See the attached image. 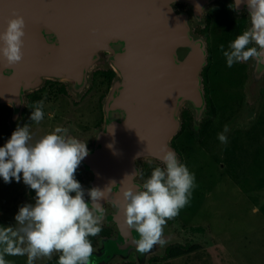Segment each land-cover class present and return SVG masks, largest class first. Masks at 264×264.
<instances>
[{
  "label": "water",
  "instance_id": "water-1",
  "mask_svg": "<svg viewBox=\"0 0 264 264\" xmlns=\"http://www.w3.org/2000/svg\"><path fill=\"white\" fill-rule=\"evenodd\" d=\"M213 1L0 0V32L14 14L26 25L22 61L9 65L0 57V106L11 109V121L20 117L25 94L45 80H65L74 90L84 88L90 68L103 52L119 77L103 106V128L80 164L91 175L88 189L103 190L114 182L100 204L114 207L115 213L107 214L105 221L115 222L118 233L93 251L91 264L147 253L137 250L138 233L125 222L122 193L142 185L130 175L139 171L137 160L163 164L162 150L174 151L170 141L181 125V106L189 104L195 115L205 109L200 77L204 43L192 40L188 15L172 5H188L197 18ZM239 11L248 15L246 2ZM258 67L262 70L264 64Z\"/></svg>",
  "mask_w": 264,
  "mask_h": 264
},
{
  "label": "rangeland",
  "instance_id": "rangeland-1",
  "mask_svg": "<svg viewBox=\"0 0 264 264\" xmlns=\"http://www.w3.org/2000/svg\"><path fill=\"white\" fill-rule=\"evenodd\" d=\"M220 1L214 0L197 18L184 3H176L172 8L188 15L191 38L193 41L201 40L204 43L206 56L207 47L211 48L213 60L208 70L209 82H206V89L216 108V116L209 136H218L229 123V130L232 132L230 136L226 134L232 138V142L230 139L227 148L220 140L211 144L207 139L204 143V140L196 139L191 132L183 133L175 139L180 154L171 146L172 149L195 176V187L192 189L189 203L174 219L167 221L163 229V245H155L143 256L131 253L126 259L128 262L184 264L181 259L164 260L165 248L174 244L191 246L199 243L202 250L189 255L188 264H264V69L261 70L255 65L254 58L228 67L219 46L223 44L224 50H228L232 41L217 26L211 25L206 39L203 29L206 13ZM227 1L233 3V0ZM108 55L106 52L100 54L99 60L90 68L87 82L81 90H74L69 81L51 80L53 84L51 88L46 89L42 98L44 119L40 123L29 122L33 142L51 133L56 127H62L67 130L66 135L86 143L87 147L92 146L93 140L104 125L103 106L106 98L112 86L119 80L115 74L106 90L101 80L93 78V73L98 70H113L107 61ZM177 55L182 58L183 51L177 52ZM242 70L246 75L243 79H246L244 85L240 83ZM43 83L37 89L41 88ZM201 84L204 94L202 78ZM61 88L64 90H60ZM27 94L29 92L25 94V102ZM183 110L190 113L193 130L196 132L206 110L195 115L191 106L184 103L179 113L180 124ZM251 110L256 121L246 123L248 119L242 116L245 111ZM8 123L11 136L16 128L21 126V115L14 121L9 118ZM243 125L242 134V131H238ZM249 125L251 128H248ZM179 129L180 127L174 136L179 133ZM239 139L241 142L233 143ZM146 162L158 161L148 158L137 160L138 169L140 170ZM76 178L81 180V185L87 190L91 182L89 172L79 166ZM35 196V191L24 184L22 174L20 182L13 178L10 183H5L0 177V226H14L20 207L34 204ZM256 208L259 211H254ZM110 211L107 209L104 214L102 226L110 225L105 221ZM198 226L207 228L201 233L196 230ZM104 242L98 243L93 249H98ZM57 254L54 253L52 258ZM6 260L10 261V264H27L26 256H6ZM49 260L46 257L40 258L35 264H45ZM122 262L125 261L115 257L108 264Z\"/></svg>",
  "mask_w": 264,
  "mask_h": 264
},
{
  "label": "clouds",
  "instance_id": "clouds-1",
  "mask_svg": "<svg viewBox=\"0 0 264 264\" xmlns=\"http://www.w3.org/2000/svg\"><path fill=\"white\" fill-rule=\"evenodd\" d=\"M245 2L251 26L228 45V50L223 44L219 46L228 67L253 58L264 64V0H234L230 7L239 11ZM197 10L202 11L199 5ZM25 27L24 18L14 14L0 32V57L9 65L23 59ZM43 105V100L33 105L31 121L40 123L44 119ZM66 131L56 127L33 142L26 124L18 126L0 147V177L5 183L13 178L20 182L22 174L24 184L36 194L34 204L20 207L14 226H0V264H10L6 256H26L27 264H35L40 258L51 259L54 253L59 254L57 264H91L94 249L89 237L102 230L105 209L100 201L106 199L114 182L103 190L83 188L76 172L89 152L86 143L66 135ZM227 131L225 126L218 134L221 143H227ZM160 159L164 167H155L136 190L128 188L122 193L125 222L138 233L135 244L141 253L165 243L167 221L189 203L195 187L194 174L174 151L162 150ZM130 175L143 179L137 169Z\"/></svg>",
  "mask_w": 264,
  "mask_h": 264
},
{
  "label": "trees",
  "instance_id": "trees-1",
  "mask_svg": "<svg viewBox=\"0 0 264 264\" xmlns=\"http://www.w3.org/2000/svg\"><path fill=\"white\" fill-rule=\"evenodd\" d=\"M243 19L242 21H236L233 20L232 17L229 14V5L226 2H219L215 6H213L211 9H209L206 13L205 16V21H206V26L209 27L211 24L217 25L222 31L227 32L229 35H231L233 38L237 37L238 35L241 34V30L243 25H245ZM115 77V73L113 70H98L93 73V78L101 80L105 87L106 90L110 87L113 79ZM206 79V78H205ZM49 83V82H47ZM205 86H206V80H205ZM47 88H51V85L47 84ZM46 88V89H47ZM205 87V114L206 117L201 121V129L199 130V134H195L192 126V118L190 113L187 110H183L181 112V129L180 132L186 133V132H191L193 136L196 137V139L200 140V137L204 135V133L207 132V130L210 128L212 124V120L216 114L215 108L213 105L212 100L208 96V90ZM60 90L63 91V88ZM45 92H42V95ZM38 97V98H37ZM28 114L31 116V112L33 110V105L38 102V99H42L38 92H34L33 94L28 96ZM101 107V106H100ZM10 110L7 106H0V147L4 146V144L10 139V128L8 124V118H9ZM31 123V122H30ZM29 123V124H30ZM28 124V125H29ZM180 132L174 136V138L171 141V146L175 148V150H178V148L175 145V139L180 135ZM200 136V137H199ZM233 136V135H232ZM242 137H240L241 139ZM231 142H232V138ZM234 141V144H237L241 142V140ZM182 162V161H181ZM183 163V162H182ZM155 167H164L160 162H155V164H145V166L142 168L141 172L143 173V179L139 176L141 183L143 184L144 180L149 178L151 176L152 170ZM80 183V179L76 178ZM207 228V227H205ZM205 228L197 227L196 230L200 231L201 233L205 232ZM99 234H102L103 236H108L109 231L107 230H102ZM92 247L95 245L96 242V236L89 237ZM202 250V245L199 243H195L191 246L188 245H181V244H174L167 246L164 250V260H175V259H181L184 261V264L187 263V258L189 255L192 253H195L197 251ZM59 259V254H57L55 257L47 261L45 264H57ZM123 264H135L133 262H128V263H123Z\"/></svg>",
  "mask_w": 264,
  "mask_h": 264
},
{
  "label": "flooded vegetation",
  "instance_id": "flooded-vegetation-1",
  "mask_svg": "<svg viewBox=\"0 0 264 264\" xmlns=\"http://www.w3.org/2000/svg\"><path fill=\"white\" fill-rule=\"evenodd\" d=\"M220 2H226L228 5H229V14H230V16L232 17V19L233 20H236V21H242L243 19H245L244 20V23H245V25H243V27H242V30H241V34L245 31V30H247L248 29V27L250 26V18L248 17V15L244 12V11H234L231 7H230V5H232L233 3H231L230 1H227V0H221ZM218 4V3H217ZM211 25H214V24H211ZM211 25L207 28V27H205L206 26V21H205V25H204V27H203V29H204V35H205V37H206V39H208V33H209V28L211 27ZM215 26H217V25H215ZM218 27V26H217ZM219 28V27H218ZM225 32V31H224ZM226 33V35L228 36V38L231 40V41H233L235 38H233L231 35H229L227 32H225ZM250 46H254V45H250ZM212 52H211V48H209L208 49V47H207V56H206V63H205V66L202 68V70H201V78H202V83H203V90H204V95H205V80H206V82H209V75H208V70L210 69V67H211V65H212ZM257 64V66H258V63L256 62L255 63V65ZM115 73V72H114ZM242 78H241V81H240V83H241V85H244V83H245V80H243L244 78H245V73H244V71L242 70ZM206 78V79H205ZM47 82H49V83H47ZM47 84H49V85H51V84H53V82H51V80H46L44 83H43V85L41 86V88H39V89H37V90H35V91H33V92H31V93H29V94H27L26 95V102H25V105L23 106V108H22V111H21V126L20 127H23L24 125H28L29 124V122H31V120H30V116H29V112H28V105H27V102H28V96L29 95H31V94H33L34 92H38V94H39V96L41 97V98H44V96H45V93L42 95V92L44 91V92H46V88H47ZM64 90V89H63ZM38 98V97H37ZM204 98H205V101H206V97L204 96ZM210 98V97H209ZM211 99V98H210ZM40 100H42V99H40ZM212 100V99H211ZM38 101H39V99H38ZM213 102V101H212ZM213 105H214V103H213ZM8 107V106H7ZM9 108V107H8ZM214 108H215V106H214ZM9 110H10V114H9V118H10V116H11V109L9 108ZM215 112H216V108H215ZM242 112V111H241ZM252 114H253V110H251V112L249 111V112H247V111H245V113H244V115L242 116L243 118H245V119H248V120H246V123H249L250 121L251 122H254L255 123V118H253V116H252ZM215 116H216V114H215ZM215 116H214V118H215ZM102 117V116H101ZM205 117H206V114H205ZM204 117V118H205ZM9 118H8V121H9ZM203 118V119H204ZM214 118H213V120H214ZM202 119V120H203ZM201 120V121H202ZM213 120H212V122H213ZM9 124V123H8ZM182 125V124H181ZM228 125H229V123H228ZM227 125V127H228V131H227V133L229 134V136H230V133L232 132V131H230L229 130V126ZM255 126V125H254ZM28 127H30V124L28 125ZM212 127V124H211V126H210V128ZM256 127V126H255ZM10 128V127H9ZM191 128H193V126H191ZM210 128L207 130V132L206 133H204V135H202V137H200V139L201 140H204V143L206 142V140L207 139H209V142L211 143V144H215V143H218L219 142V139H218V136H216V137H214V138H211V136H209V130H210ZM248 128H251V125H249V127ZM180 129H181V126H180ZM180 129H179V132H180ZM201 129V122H200V124L198 125V130L195 132L194 131V133L195 134H199V130ZM244 130V125L241 127V129L238 131V132H241L242 134H243V130ZM224 131V130H223ZM235 132V131H234ZM181 134H183V132H180V135ZM225 135L227 136V134L225 133ZM229 136H227V143L224 145V147H228L229 145H230V138L231 137H229ZM211 138V139H210ZM200 144V143H199ZM176 145V144H175ZM176 147H177V145H176ZM175 149V148H174ZM178 154H180L179 152H180V149H178V150H175ZM180 159V158H179ZM180 161H182L181 159H180ZM183 162V161H182ZM145 164H155L154 162L153 163H151V162H146ZM145 164H143L142 166H141V169L139 170L140 172H141V170H142V168L145 166ZM137 178H138V180L141 182V180H140V178H139V176H137ZM81 181V180H80ZM110 206V204H108L106 207H104V209H108L109 211H110V209H111V211L110 212H114L115 213V209H114V207H111ZM107 219V218H106ZM101 228H102V230H107V231H109V235L108 236H103L102 234H98V235H96V242H95V245L93 246V248H95L97 245H98V243H101L102 241L104 242V241H106V240H108V239H110V238H112V237H115L116 236V234L118 233V230H117V227L115 226V222H111L110 223V225H106V226H102L101 225ZM101 230V231H102ZM123 263H128V261H125V262H122V263H119V264H123Z\"/></svg>",
  "mask_w": 264,
  "mask_h": 264
}]
</instances>
